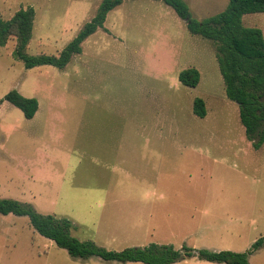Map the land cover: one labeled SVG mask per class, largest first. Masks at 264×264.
<instances>
[{"label": "rangeland", "instance_id": "1", "mask_svg": "<svg viewBox=\"0 0 264 264\" xmlns=\"http://www.w3.org/2000/svg\"><path fill=\"white\" fill-rule=\"evenodd\" d=\"M103 0H0L10 19L36 11L31 54L58 55ZM193 18L229 0H185ZM264 33V12L243 16ZM0 45V197L67 217L71 234L121 250L151 243L249 253L264 264V144L253 147L226 94L217 44L192 34L163 0H123L64 67L27 68ZM199 69L195 87L179 73ZM36 97L27 118L5 100ZM204 98L207 115L193 111ZM0 264H148L72 256L28 215L0 213ZM171 264H227L182 259Z\"/></svg>", "mask_w": 264, "mask_h": 264}, {"label": "trees", "instance_id": "2", "mask_svg": "<svg viewBox=\"0 0 264 264\" xmlns=\"http://www.w3.org/2000/svg\"><path fill=\"white\" fill-rule=\"evenodd\" d=\"M163 1L187 20V27L192 34L201 35L217 44V58L226 94L238 103L240 119L253 147L261 148L264 144V33L258 27L245 25L243 16L247 13L264 12V0H229L225 9L202 19L191 16L190 7L185 0ZM122 2L123 0H103L96 15L58 55H35L28 52L36 16L33 6L20 8L10 19H4L0 15V45H5L14 35L17 39L14 55L27 68L40 65L64 68L75 54L82 52V43L99 27L104 26L108 13ZM200 78V71L196 67H188L179 73L180 82L189 87L197 86ZM4 99L22 109L27 118H33L39 109L36 97L25 96L17 89L9 91ZM193 111L199 117L207 115L204 98H195ZM0 213L28 215L31 224L40 234L54 240L59 247L65 248L75 257L99 256L105 260L141 261L148 264H171L195 257L227 264H251L250 251L196 249L185 245L181 249H175L172 245L157 243L130 246L121 250L108 249L94 240H80L73 236L71 227L74 223L69 218L43 214L32 204L14 198L0 197ZM263 243L264 238L257 240L253 250Z\"/></svg>", "mask_w": 264, "mask_h": 264}]
</instances>
